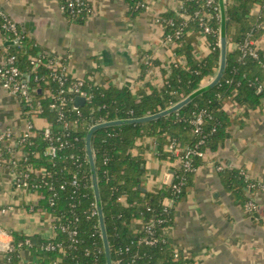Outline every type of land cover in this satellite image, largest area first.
I'll return each mask as SVG.
<instances>
[{"label":"trees","instance_id":"obj_1","mask_svg":"<svg viewBox=\"0 0 264 264\" xmlns=\"http://www.w3.org/2000/svg\"><path fill=\"white\" fill-rule=\"evenodd\" d=\"M128 5V16H137L148 10L146 0H125ZM181 9L161 13L164 26L165 39L171 36L178 43L175 61L168 68H163L164 79L158 86L149 84L151 92L137 99L128 85L122 87L110 85L109 87L95 85L88 76L84 77V89L91 96L89 102L81 107V114L73 106L66 111V120H76L78 127L65 135L63 120L58 119L57 112L50 104L52 97L46 96L43 90L46 87L54 92L59 89V84L51 75L48 65L49 57L40 45L27 36V31L21 23L17 22L19 35L5 32L2 26L3 18L0 16V31L10 38H20L15 45L7 47L8 55H16L24 77H27L31 87H36L33 97L36 102L41 101V116L47 117L52 123V132L68 140L55 158L46 154L49 141L45 139L44 132L39 131L30 140L26 141L23 151L28 157L27 162L21 161L19 166L31 164L36 169H46L49 175L45 182L32 175L29 182L36 187H30L39 194H45L37 207L59 217V223H70L77 226L79 234L73 249V242L66 233L56 229L55 236L45 239L31 240L29 236L16 231L10 232L13 250L7 254V264H20V253L23 248H28L38 257V264H53L62 257L66 263L91 264L93 256L85 255L86 248L93 249L95 243L104 248L98 215L91 216L90 211L96 204L92 184L91 169L86 149V137L92 126L100 121L116 119H129L148 116L165 110L180 102L202 86L204 80L217 72L221 61V18L217 17L207 0H179ZM219 5V0H215ZM65 7V15L73 22L84 23L93 11V6L76 5L70 7L67 0H60ZM220 6V5H219ZM260 6L258 14H253V8ZM227 16L228 52L227 65L221 81L200 95H197L179 111L143 123H126L123 125L105 127L94 132L92 147L96 162L98 182L101 193V202L104 211L106 229L111 248L112 261L124 258L123 264L132 259L134 252H139L134 264H187L183 255L175 257L174 248L169 243L159 241L156 245H139V233L135 224L153 221L158 236L165 237L164 229L168 231L174 225L175 210L178 202L185 195L187 188L193 184L196 170L203 164L199 151H216L230 137L231 113L225 108L227 99H232L239 105L255 109L260 106L264 92L259 88L264 85V51H260V58L247 56L241 59V46L246 39L256 40L264 31V0H225ZM90 8V10H88ZM212 11V17L205 20L211 27L206 34L209 52L203 59H198L194 47L186 41L189 32H202L200 25L204 12ZM197 13V14H196ZM188 14L191 19L182 25L183 15ZM172 19V23L169 20ZM183 26L182 36L175 38L176 31ZM40 62L32 64V59ZM160 65L158 59H149L141 65L144 75L152 65ZM142 75V76H143ZM75 82L68 77L65 88L67 95L73 94L70 89ZM48 83V84H47ZM42 90V91H40ZM201 112L203 124L201 132H195L191 120ZM143 136L157 139L158 156L161 159L176 161L168 150L170 139H175L181 146L196 150L193 156V170L186 171L182 167L174 169L173 183L184 180L181 192L177 193L173 185L165 184L158 192L143 191L142 181L147 171L146 158L143 149L137 153V141ZM76 138H78L76 140ZM199 144V146H197ZM8 156V154H6ZM79 162H82L79 164ZM13 168V165L10 166ZM223 181L226 187L234 194L235 198L244 207L249 199L250 180L239 174V170H223ZM78 174L83 185L79 193H73L71 184L73 176ZM255 189V188H254ZM253 189V190H254ZM51 199L55 201L51 205ZM74 204V206H72ZM255 216V212L248 214ZM97 226V227H96ZM97 228V231H96ZM27 239L30 244H25ZM49 242H63L64 250H48ZM20 243H23L20 245ZM131 252L120 253L128 246ZM32 264V263H28ZM100 264H106L105 249L101 254Z\"/></svg>","mask_w":264,"mask_h":264},{"label":"crops","instance_id":"obj_2","mask_svg":"<svg viewBox=\"0 0 264 264\" xmlns=\"http://www.w3.org/2000/svg\"><path fill=\"white\" fill-rule=\"evenodd\" d=\"M91 2L93 11L84 23L71 21L61 9L60 0H0V6L24 26L27 36L45 53L63 61L70 76H88L93 84L105 87L128 85L137 99L148 95L149 84L158 87L163 82V68L175 61L179 46L164 41V26L157 16L178 10L179 0H146L148 10L133 17L127 14L125 0ZM259 10L260 6H255L252 13ZM12 40L0 31V59L8 55L9 45L17 44H10ZM186 41L192 44L198 59L208 54L207 37L202 32H189ZM254 43L264 51V31ZM149 59H158L161 64L152 65L143 75L141 65ZM46 88L43 93L48 96ZM261 88L264 92V85ZM235 103L229 98L225 107L231 113L230 137L216 151L204 152L203 164L178 202L174 225L168 232L171 246L179 250L187 264H264V214L247 215L221 173L243 169L249 180L264 182V96L255 109ZM24 110L20 100L0 85V131L21 132ZM33 120L40 128L44 126L42 117ZM139 149L145 152L147 168L142 186L158 192L173 180L179 162L161 159L154 137L139 138L133 152ZM252 196L264 210V188L254 190ZM41 199L39 193L16 181L7 160L0 156V264L8 263L4 247L12 239L10 232L31 240L55 235L49 212L37 207ZM142 222H136V230ZM20 257V264L39 261L28 248L21 250Z\"/></svg>","mask_w":264,"mask_h":264},{"label":"built area","instance_id":"obj_3","mask_svg":"<svg viewBox=\"0 0 264 264\" xmlns=\"http://www.w3.org/2000/svg\"><path fill=\"white\" fill-rule=\"evenodd\" d=\"M68 5L70 7H74L76 5H84L89 6L91 3L90 0H67ZM207 5L211 6V8L217 13V17L221 18V12H220V6L215 3V0H207ZM149 8V7H148ZM61 9L64 11L65 7L61 5ZM181 6H179L178 11H180ZM90 10V8L88 9ZM197 14V13H196ZM158 14L157 20L160 24L161 17ZM0 16L3 18V29L5 32H11L14 35H17V37H20L18 26L15 20H13L0 6ZM212 17V11L210 12H204L203 17L201 18L200 25L203 27V34H207L211 31V27L208 25V23L205 20H208ZM183 22L182 25H186L187 21L191 19V16L188 14L183 15ZM170 23H172V19L169 20ZM183 26L179 28L175 33V38H180L182 36L183 32ZM20 39V38H19ZM165 42L170 44H176L175 39L171 36H168L164 39ZM241 59H245L247 56H251L255 59L260 58V49L257 47V45L254 43V40L252 39H246L245 42L241 46ZM47 57H49L48 65L51 68V75L53 79L59 84V89L57 92H54L50 89V87H47V95L49 97H52L53 101L50 104V107L57 112L58 119L63 120V125L65 129V135H69L72 130H76L78 127V123L76 120H66V111L68 107L71 105L74 107V99L77 95L85 96L87 98V103L91 99V96L88 95V93L82 89V86L84 85V78L81 77H74L71 76L73 79H75V82L73 83L70 92L73 94L71 97L67 95V90L65 88V83L70 77V74L68 73L66 66L64 62L56 57H53L49 55L48 53H45ZM36 62H40L38 59H32V64H35ZM28 78L24 77L19 65L17 64V58L16 55H7L3 56L0 59V85L7 90L10 94L16 96L21 104L24 106L25 110L24 113L26 114L27 118V126L26 129L17 137V140L13 143L15 146H12L11 144H8L9 140H12V132L10 130L6 132L0 131V156L3 158H6V154L9 155L7 157V162L10 166L13 165L12 173L16 178V181L27 188L30 187H36L37 185H32L29 182V178L34 175L36 178H40L42 182H45V176L49 175V171L46 169H36L31 164H27L25 167L19 166V163L21 161L27 162L28 157L23 151L24 143L28 140H30L32 137H34L37 132L43 131L44 137L49 141V147L46 151L47 155H50L52 158H55L58 154V151L68 144V140H62L61 136H55L52 132V123L48 120L47 117H42L41 112L43 111L41 108V101L36 102L33 97V92L36 90V87H31L30 83L28 82ZM48 84V83H47ZM232 99V97H230ZM236 106H238V103H235ZM77 110L78 114H81V108L75 109ZM203 114L204 112H201L195 116L191 122L194 125L195 132H201L202 124H203ZM42 117L44 119V126L39 127L34 122L33 118ZM105 122L100 121L98 123ZM97 123V124H98ZM78 138H76L77 140ZM199 146V144L197 145ZM167 150L176 157V159L179 162L178 167H182L186 171L193 170V154L196 153V150H192L189 147H184L179 144L175 139H170L168 142ZM198 154L200 156H204L205 153L199 151ZM82 162H79L81 164ZM219 170H223L222 167H218ZM239 174L241 176H244L246 180H249L247 177L246 172L243 169H239ZM173 181V180H172ZM168 183V185H171L173 182ZM249 184V199L244 207L245 213L252 214L253 212H256L258 209V205L255 201V199L252 196V192L256 189H262L264 188V182H254L250 180ZM71 184L75 187L73 193H79V191L82 189V186L86 187V184L83 185L81 183V179L78 177V174H75L73 176V179L71 181ZM184 184V180L172 184L173 189L177 192H181L182 185ZM255 188V189H254ZM254 189V190H253ZM41 198H45V194H40ZM55 201L51 199V205H54ZM74 206V204L72 205ZM50 214V213H49ZM91 216L98 215V209L96 207V204H93V207L90 211ZM50 222L53 226L54 232H56V229H60L61 232L66 233L70 240L73 242V249L77 248L76 243L79 241L77 238V235L79 234V230L77 226H71L70 223H59V217L56 215L50 214ZM97 227V226H96ZM97 231V228H96ZM139 233H141L139 239L137 240V244L141 245H156L159 241H162L163 243H169V237H168V229H164L165 237L161 239L155 229V224L153 221L149 222H142L141 227L137 229ZM10 235V234H9ZM55 236V235H54ZM53 236V237H54ZM12 239L11 241L5 245L4 247V253H8L13 250L12 246ZM31 240L27 239L25 241V244H30ZM23 243H20L22 245ZM132 246L126 247L124 250H121L120 253L123 254V252H131ZM64 243L63 242H49L46 246V249L48 250H64ZM175 251V257H178L180 255V252L178 249H174ZM104 253V248L97 243L94 244L93 249L86 248L85 255L93 256V260L91 264H100V257L101 254ZM79 257V256H78ZM76 258L77 263L80 264V260ZM7 258V254H6ZM138 258H141V255L139 252H134V255L132 259L129 260L126 264H134ZM62 257L58 258L53 262V264H74V263H66ZM124 258H117L113 261V264H123ZM38 264V263H36ZM148 264H152L151 262Z\"/></svg>","mask_w":264,"mask_h":264},{"label":"water","instance_id":"obj_4","mask_svg":"<svg viewBox=\"0 0 264 264\" xmlns=\"http://www.w3.org/2000/svg\"><path fill=\"white\" fill-rule=\"evenodd\" d=\"M219 5H220V12H221V31H220L221 32V36H220L221 61H220V67L218 69V72L215 78L210 83L206 84L205 86L200 87L199 89L194 91L192 94H190L189 96H187L180 102L174 104L173 106L165 110H162L161 112L151 114L148 116H143V117L129 118V119H116V120L101 122V123H98L92 126L87 134L86 149H87V155H88V160H89L90 169H91L92 184H93V190L95 194L96 207L98 209L99 225H100L104 249H105L106 264H113V261H112L110 243L108 239V233L106 229L104 211H103L102 202H101V193H100V187H99V182H98L96 162H95V157H94L93 147H92V136L95 131L101 128L113 127V126L123 125L126 123H143V122L151 121L159 117L179 111L183 106L188 104L197 95H200L201 93L209 89H212L213 87L218 85V83L221 81L224 75V72H225V68L227 65V52H228L227 16H226L225 0H219ZM18 42H19V38H16L10 41V44H15ZM258 91L261 92L262 88H259ZM86 104H87V98L85 96L77 95L75 97L74 99L75 109L84 107ZM140 188L143 191H146V187L142 186ZM257 211L258 212L255 213L257 217H260V215L264 214V210H262L261 206L258 207Z\"/></svg>","mask_w":264,"mask_h":264},{"label":"rangeland","instance_id":"obj_5","mask_svg":"<svg viewBox=\"0 0 264 264\" xmlns=\"http://www.w3.org/2000/svg\"><path fill=\"white\" fill-rule=\"evenodd\" d=\"M90 1H92V0H90ZM92 3V2H91ZM179 9V8H178ZM16 23H17V21H16ZM79 78H81V77H79ZM3 88V87H2ZM26 126H27V118L25 119L24 118V126H23V128H22V130H21V132H18V133H16L15 131H13V130H10L11 132H12V134H13V136H12V140H9L8 141V144H11L12 146H15V144L13 143L14 141H16L17 140V137L26 129ZM9 129H2L1 130V132H6V131H8ZM7 157H9V155L8 156H6V160H7ZM256 201V200H255ZM256 203H257V205H258V207H260V205L258 204V202L256 201Z\"/></svg>","mask_w":264,"mask_h":264}]
</instances>
